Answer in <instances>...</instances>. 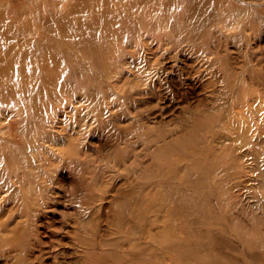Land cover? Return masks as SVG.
Masks as SVG:
<instances>
[{
    "label": "rangeland",
    "instance_id": "374dc122",
    "mask_svg": "<svg viewBox=\"0 0 264 264\" xmlns=\"http://www.w3.org/2000/svg\"><path fill=\"white\" fill-rule=\"evenodd\" d=\"M0 264H264V0H0Z\"/></svg>",
    "mask_w": 264,
    "mask_h": 264
},
{
    "label": "bare ground",
    "instance_id": "6f19581e",
    "mask_svg": "<svg viewBox=\"0 0 264 264\" xmlns=\"http://www.w3.org/2000/svg\"><path fill=\"white\" fill-rule=\"evenodd\" d=\"M254 3H256V2H254ZM253 3V4H254ZM226 10H224V12H225ZM253 11V9H251V8H249V12H252ZM212 15V14H211ZM210 15L208 14V17H209ZM215 17H216V15H215ZM213 18H214V16H213ZM185 41V40H184ZM214 44V43H213ZM213 44L210 46V47H212L213 46ZM215 47V46H214ZM180 50V49H179ZM199 50H201V49H199ZM198 50V51H199ZM202 52H205L203 49L201 50ZM176 52H177V54H178V50H176ZM205 53H207V52H205ZM222 91H224V90H222ZM246 137V136H245Z\"/></svg>",
    "mask_w": 264,
    "mask_h": 264
}]
</instances>
